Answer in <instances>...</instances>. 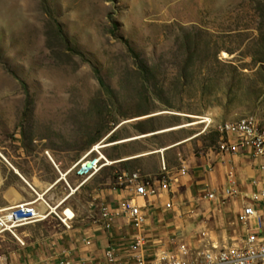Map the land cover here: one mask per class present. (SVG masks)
I'll return each instance as SVG.
<instances>
[{"label":"rangeland","instance_id":"rangeland-1","mask_svg":"<svg viewBox=\"0 0 264 264\" xmlns=\"http://www.w3.org/2000/svg\"><path fill=\"white\" fill-rule=\"evenodd\" d=\"M248 117L264 121V0H0V153L23 178L53 185L98 143L209 118V126L141 139L129 149L197 136L181 156L185 165L201 166L198 159L219 141L215 127ZM101 153L109 160L117 151ZM9 164L0 157L3 190L21 181ZM82 180L69 173L45 195L47 205ZM96 185L57 215L19 228L25 247L1 238L0 255L13 263L29 253L48 256L70 235H83L99 212ZM22 196L33 200L29 191ZM65 210L75 216L70 229L61 220ZM216 218L202 219L214 239L241 236L232 213Z\"/></svg>","mask_w":264,"mask_h":264},{"label":"built area","instance_id":"built-area-1","mask_svg":"<svg viewBox=\"0 0 264 264\" xmlns=\"http://www.w3.org/2000/svg\"><path fill=\"white\" fill-rule=\"evenodd\" d=\"M211 124L212 121L206 123L207 126ZM215 130L220 137L214 153L228 157L225 161L226 178L219 189L205 190L203 199L215 203L218 211L231 201L240 202L241 210L236 215V222L241 225L244 236L239 241L214 239L208 231L199 234L195 246L177 233L170 234L166 239L150 240L147 231L149 204L164 199L163 209L172 211L175 208L174 187L178 185L179 178L187 174V168L183 164L176 173H172L162 163L156 176L145 175L139 170L115 172L116 189L124 192L125 196L111 207H101L97 216L91 217L92 228L111 233L117 220L126 219L132 227V233L121 238L111 236L110 244L102 252L101 262L95 257L75 260L68 253L57 252L52 247L48 256L29 253L24 255L22 261L14 263L5 255H0V264H264L260 215L264 213V188L256 192H243L231 160L246 153L253 158L264 157V121L248 117L222 123ZM96 154L93 158L89 156L85 163H82V159L79 160L69 173H73L76 178H91L106 164ZM213 169L214 163L205 165L206 172ZM44 204L47 210L43 212L37 210L34 201L0 209V239L9 235L25 247L17 231L21 227L45 220L49 215V206L46 202ZM74 218L75 216L68 222H72ZM253 221L257 222L256 229L252 228ZM64 225L70 229L69 224ZM82 242L91 244L90 239L85 237Z\"/></svg>","mask_w":264,"mask_h":264},{"label":"crops","instance_id":"crops-1","mask_svg":"<svg viewBox=\"0 0 264 264\" xmlns=\"http://www.w3.org/2000/svg\"><path fill=\"white\" fill-rule=\"evenodd\" d=\"M187 139L188 138L173 144L162 145L151 151L142 149L133 151L129 150L130 148H135L137 146L136 144L138 140L112 146L117 153L110 157L109 160L114 164L104 166L98 173L92 175L91 178H78L83 179L82 182L74 192L70 189L72 193L65 197H68L65 203L67 201H71L76 194L85 188L91 181H95L97 185L94 188L92 195L93 202L96 203L94 208L100 209L101 207H111L115 205L116 202L123 196H125L124 192H119L116 189V182L114 178L116 171L131 172L139 170L145 175L156 176L161 170L162 163H164L166 168L172 173H176V171L183 164V166L187 168V174L186 176L180 177L178 185L174 187L175 208L172 211L163 209L164 199H159L153 204H149L147 209V214L149 216L147 231L149 233L150 240L152 241L157 238L166 239L170 234L177 233L178 235H182L185 241L190 245L195 246L197 240L199 239V234L203 231H208L207 228L203 227V223L204 225L206 223L202 221V219L209 216L215 217L217 220V215L218 219H221L223 216L225 217L226 214L232 213L236 222V215L241 210V204L238 200L231 201L218 211V207H216L215 203H211L203 199L205 190H216L224 185L226 178L225 161L228 160V157L220 156L210 151L205 155H201L198 159L202 162L201 166L196 164V160H189L190 164L187 166L185 163H188V161L183 160L181 153L182 151H189L186 145L191 141L180 144ZM173 145L176 146L170 148ZM160 150L165 151L163 153H158ZM176 157L178 159H176ZM231 160L236 172V179H238L240 189L243 192H256L259 189L264 188V157L253 158L251 154L246 153L232 158ZM178 162L180 163L179 166H177ZM208 162L214 163V169L210 172L205 171V165ZM11 171L13 172L12 174H14L21 181H19V185L12 184L4 190L2 189L3 183L0 185V198L2 201L0 209L22 202H33L36 200L38 194L45 197L48 193H46V191L49 186H53L57 181L56 180L53 185L50 184L43 187V185L35 177L30 176L28 178H23L20 174L15 173L13 168H11ZM101 177L102 180L99 181V178ZM58 184L54 185V187ZM22 191H29L31 196H33V200H27L23 197ZM36 208L39 212H43L44 210L43 207L37 204ZM90 208H93V206ZM260 215L262 217V237L264 238V213H261ZM252 228H257L256 221L252 222ZM131 233L132 227L129 226L127 220L119 219L114 223L111 233H107L99 229L89 228L81 236H77L76 234L70 235V237H68L69 243L66 246H60L59 248L55 247V250L57 252H66L75 260L95 257L97 261L101 262L102 252L110 244L112 240L110 239L111 236L121 238ZM209 234L212 236V232H209ZM243 236L244 233L242 229V234L239 238H229L228 241H239ZM84 237L90 239V245H86L82 242Z\"/></svg>","mask_w":264,"mask_h":264},{"label":"bare ground","instance_id":"bare-ground-1","mask_svg":"<svg viewBox=\"0 0 264 264\" xmlns=\"http://www.w3.org/2000/svg\"><path fill=\"white\" fill-rule=\"evenodd\" d=\"M201 121L200 122H195V123H191V124H184V125H181V126H178V127H173V128H169V129H165V130H161V131H159V132H157V133H154V134H149V135H143V136H139V137H133V138H129V139H125V140H122V141H119V142H115V143H98V145H96V146H94V148L92 149V150H90V152L89 153H87L83 158H82V163H85L86 162V160L88 159V157L90 156V154H93V153H98L99 155H100V159L101 160H104V162L106 163L105 164V166H110V165H112V164H114V163H112V162H110V161H108L103 155H102V153H101V150H104V149H106V148H109V147H112V146H115V145H118V144H123V143H129V142H132V141H137V140H141V139H146V138H149V137H152V136H157V135H162V134H167V133H171V132H176V131H180V130H183V129H188V128H191V127H194V126H197V125H200V124H206V123H208V122H211V119H209V118H201L200 119ZM197 136H194V137H191V138H188L187 140H185V141H183V142H181L180 144H182V143H186V142H189V141H192L193 139H195ZM177 145H179V144H177ZM176 145H173L172 147H170V148H173V147H175ZM165 150H160V151H158V153H163ZM148 153V152H147ZM0 157L2 158V159H4V161L6 162V163H8L9 164V162L2 156V154L0 153ZM140 157V156H139ZM9 166H11L10 164H9ZM12 167V166H11ZM13 168V167H12ZM13 170H14V172L15 173H19V172H17V170H15L14 168H13ZM69 174V172H66V173H60L59 175H60V177H59V179L55 182V184L54 185H56V184H58V183H60L61 181H66V178H67V175ZM35 183V182H34ZM54 185L53 186H49V188L47 189V191H46V193L47 192H50V190H52V188L54 187ZM41 187V186H40ZM75 190H73L72 192H74ZM45 194V193H44ZM70 195V194H69ZM52 197V196H51ZM68 199V197L67 198H64V199H62L61 201H59L55 206H50L49 204H48V206H49V215H47L46 217H45V219H47L50 215H53V214H55V215H57L58 213H57V209H59L60 208V206H62L64 203H65V201ZM44 202H46L45 201V199H44V196L43 195H40V194H38L37 195V198H36V200L34 201V203H36L37 205H39V206H41V207H43V209H44V207H45V204H44ZM45 210V209H44ZM43 210V211H44ZM63 217H66L65 219H61L62 220V222L63 223H65L66 225H68V220H71L73 217H74V215H73V213L71 212V211H69V210H66L63 214Z\"/></svg>","mask_w":264,"mask_h":264},{"label":"water","instance_id":"water-1","mask_svg":"<svg viewBox=\"0 0 264 264\" xmlns=\"http://www.w3.org/2000/svg\"><path fill=\"white\" fill-rule=\"evenodd\" d=\"M114 132H115V131H113L110 135H112ZM110 135H109V136H110Z\"/></svg>","mask_w":264,"mask_h":264},{"label":"trees","instance_id":"trees-1","mask_svg":"<svg viewBox=\"0 0 264 264\" xmlns=\"http://www.w3.org/2000/svg\"><path fill=\"white\" fill-rule=\"evenodd\" d=\"M100 84H101V81H100Z\"/></svg>","mask_w":264,"mask_h":264}]
</instances>
